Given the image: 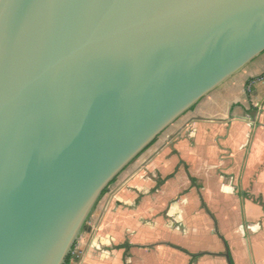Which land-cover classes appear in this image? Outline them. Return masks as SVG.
Here are the masks:
<instances>
[{"label": "water", "instance_id": "obj_1", "mask_svg": "<svg viewBox=\"0 0 264 264\" xmlns=\"http://www.w3.org/2000/svg\"><path fill=\"white\" fill-rule=\"evenodd\" d=\"M263 53L264 0H0V264H65L111 183Z\"/></svg>", "mask_w": 264, "mask_h": 264}, {"label": "crops", "instance_id": "obj_2", "mask_svg": "<svg viewBox=\"0 0 264 264\" xmlns=\"http://www.w3.org/2000/svg\"><path fill=\"white\" fill-rule=\"evenodd\" d=\"M179 177L189 183L185 193L194 190L208 209L196 183L206 184L222 217L239 214L241 198L236 189L244 193V214L251 226L255 224L257 233L254 263L264 264V53L173 124L164 139L146 153L122 184L132 190H119L100 207L102 217L90 229L89 255L79 264H124L129 246L128 264H203L202 255L208 251L193 249L200 245L197 234L202 229H190L193 233L186 236L171 227L172 218L185 212L176 204ZM250 195L256 202L249 200ZM146 216H152V223ZM234 226L232 231L239 230L237 224ZM220 247L223 253L218 249L221 253L210 252L215 256L208 257H222L229 264L222 243ZM132 249H143L144 253H138L137 261L130 263ZM249 258L245 255L238 260L252 264Z\"/></svg>", "mask_w": 264, "mask_h": 264}, {"label": "rangeland", "instance_id": "obj_3", "mask_svg": "<svg viewBox=\"0 0 264 264\" xmlns=\"http://www.w3.org/2000/svg\"><path fill=\"white\" fill-rule=\"evenodd\" d=\"M223 85H225V84H223ZM218 89H220V87ZM218 89H216L210 95L217 93ZM204 99H206V98H204ZM204 99L202 101H204ZM183 117H181L177 121V123L180 122V120ZM168 129H170V127ZM167 130L158 138L157 142L153 146H151L149 149H147L140 157H138L132 164H130L119 175V177L117 178L115 183H113L111 186H109L107 193L98 202L95 210L93 211V213L89 217V219H88V221L84 227V230L82 231V233H81V235H80V237L76 243V247H75V250L73 252L74 259L72 261V264H79L80 262H83L84 261L83 259H85V257L87 258L89 255L87 245H88V239L91 240V238H92V235L90 234V229L95 225L98 218L100 219V217H102V214L99 215L100 207L104 204L105 200L108 197L113 199V197H115V195H118L121 190H122V193H124V191L132 190L131 187H128V184L123 186L122 185L123 182H125V180L127 178H129V176L131 175V171L134 170L136 165H138V163L144 158L146 153H148L151 149L156 147L161 142V140L164 139V136L167 133ZM188 185H189V183L186 182L184 177L181 179H180V177L178 178L177 184L175 186V190L178 192V198L176 200V204L178 206V209L182 208L185 210V212L182 213L183 216L181 214H178V215H176L175 218H172L174 220V223H172L173 226H171V227L176 228L173 230H181V231L185 232L186 236H189L190 234L193 233V231H190V229H195V228L202 229V233H200L201 236L199 233L197 234V237H199V239L201 240V241L199 240L200 245H198V247H196V248L194 245L193 249H194V251H199L201 253L202 252L205 253L204 251H208V253H209L208 255H202V256H205V258H203V260H202L203 264L204 263L206 264V261H208L209 264H225L227 262L222 257H217V258L208 257L210 255L215 256V254H211L210 252L221 253V252H218L219 251L218 249H220L223 253V247H222V249H221V247L219 248L221 243H220V239H219L218 235H223V236H225L226 239H228L229 244H230L231 254L234 257L236 264H241L240 260H238V259L242 256H245V255H248L251 258L253 263L251 261L250 262L252 264H255L254 258H255V252H256V240H257L256 234L257 233L255 231V228L253 227V225H255V224H253L251 226L250 222H248V220L244 214V210H243V202L245 200V198H243L244 193L242 194V192L239 190V188L236 189V191L238 192L237 196H239L241 198L240 199L241 210H240L239 214L236 215V217H232V216L222 217V216L217 214L216 206H215V204H213L214 200H212V198H211L210 189L209 190L207 189L206 184H202L199 181L196 183L197 187L199 186L201 189V191H199V192H200V194H202L203 198L205 199V204L207 203V205L209 207L208 209H205L204 206H202L200 199H199V196L195 193L194 190H192L190 194L185 193V191H187L185 189L187 188ZM171 186H173V185H171ZM170 189H171V191L174 190L173 188H170ZM133 190H135V188H133ZM250 196H251V198L249 200H253L256 202L255 196H252V195H250ZM105 207H106V209H108V205ZM121 208H122V205H121ZM164 209H165V207H164ZM166 214L164 215L165 219H166L165 223L169 224L170 222H169ZM151 217L152 216H149V217L146 216V221L147 222L150 221V223H152ZM236 224L239 226V230L234 229V231H232L233 226ZM197 237H195L193 239L194 243H196L195 241H196ZM132 252H133V254H132V259H131L130 263L136 262L137 257H139L140 254L143 255L144 250L143 249H140V250L139 249H132ZM138 253H140V254H138ZM253 255H254V258H253ZM176 259L179 263H182L180 258L176 257ZM222 260H223V262H222ZM220 261H221V263H220ZM133 264H135V263H133Z\"/></svg>", "mask_w": 264, "mask_h": 264}, {"label": "trees", "instance_id": "obj_4", "mask_svg": "<svg viewBox=\"0 0 264 264\" xmlns=\"http://www.w3.org/2000/svg\"><path fill=\"white\" fill-rule=\"evenodd\" d=\"M194 108H195V107H194ZM194 108H193V109H194ZM193 109H192V110H193ZM157 140H158V139H156V140L150 145V147L153 146V145L157 142ZM150 147H148V149H149ZM116 180H117V178L111 183V185H112L113 183H115ZM191 180L193 181V179H191ZM111 185H110V186H111ZM108 188H109V187H108ZM108 188L103 192L102 197L107 193ZM102 197H101V198H102ZM219 239H220L221 243L224 245V248H225V256H226V255H229V256H230L229 264H235V263H234V260H233V258H232V255H231V250H230V245H229L228 240H227V239L225 238V236H223V235H219ZM75 247H76V244H75V246L73 247V250H72V252L70 253V255L67 257L65 264H72V261H73V259H74L73 252H74V250H75ZM129 250H130V246L126 248V253L124 254V264H128V263H127V259H128V251H129ZM179 250H181V251L187 253V251H185L184 249H180V248H179Z\"/></svg>", "mask_w": 264, "mask_h": 264}]
</instances>
